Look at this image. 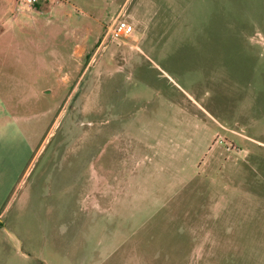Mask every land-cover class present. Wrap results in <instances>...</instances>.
I'll use <instances>...</instances> for the list:
<instances>
[{
  "label": "rangeland",
  "instance_id": "rangeland-1",
  "mask_svg": "<svg viewBox=\"0 0 264 264\" xmlns=\"http://www.w3.org/2000/svg\"><path fill=\"white\" fill-rule=\"evenodd\" d=\"M0 264H264V0H0Z\"/></svg>",
  "mask_w": 264,
  "mask_h": 264
},
{
  "label": "built area",
  "instance_id": "built-area-1",
  "mask_svg": "<svg viewBox=\"0 0 264 264\" xmlns=\"http://www.w3.org/2000/svg\"><path fill=\"white\" fill-rule=\"evenodd\" d=\"M29 4H35L38 0H25ZM134 33V26L128 20L123 9H120L108 23L102 41L106 42L109 38L121 40Z\"/></svg>",
  "mask_w": 264,
  "mask_h": 264
},
{
  "label": "crops",
  "instance_id": "crops-1",
  "mask_svg": "<svg viewBox=\"0 0 264 264\" xmlns=\"http://www.w3.org/2000/svg\"><path fill=\"white\" fill-rule=\"evenodd\" d=\"M71 96V94L68 96V97H70ZM68 99V98H67Z\"/></svg>",
  "mask_w": 264,
  "mask_h": 264
}]
</instances>
